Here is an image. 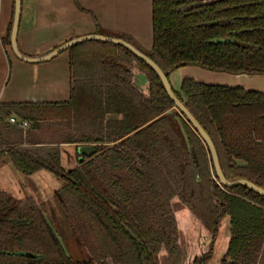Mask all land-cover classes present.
Returning a JSON list of instances; mask_svg holds the SVG:
<instances>
[{
	"label": "trees",
	"instance_id": "1",
	"mask_svg": "<svg viewBox=\"0 0 264 264\" xmlns=\"http://www.w3.org/2000/svg\"><path fill=\"white\" fill-rule=\"evenodd\" d=\"M151 12L147 54L167 75L185 65L264 74V0H151ZM12 15L13 6L5 46ZM67 50L68 100L0 103V157L23 175L44 169L62 179L54 193L81 258L70 256L32 196L0 190V264H158L162 249L167 264H180L173 197L211 234L203 264L226 215L230 237L220 264H264V196L218 184L205 144L155 72L113 43L87 40ZM133 63L148 96L132 84ZM174 93L211 137L224 176L264 188V92L186 77ZM42 124L50 137L33 142L28 129ZM62 144L96 151L65 170Z\"/></svg>",
	"mask_w": 264,
	"mask_h": 264
},
{
	"label": "crops",
	"instance_id": "2",
	"mask_svg": "<svg viewBox=\"0 0 264 264\" xmlns=\"http://www.w3.org/2000/svg\"><path fill=\"white\" fill-rule=\"evenodd\" d=\"M77 2L81 8L93 14L96 20L89 13L80 10L73 0H21L16 35L19 51L25 56H42L72 37L91 33L95 28L94 21L105 30L126 34L134 38L143 48H150L151 0H77ZM12 6L13 0H0V39L7 34ZM133 75L135 84L141 91H145L147 84L144 76L136 69H133ZM186 77L209 84L264 92V74L211 71L191 65L178 67L168 76L172 88L177 92H180L181 81ZM69 91L68 50H63L45 61L27 62L15 56L10 46H5L0 41V103L66 101L69 98ZM38 128L47 127L42 124ZM50 130L47 128L45 131L50 133ZM38 133L40 132L37 128L28 129L29 138L33 142L43 141L39 139ZM66 148L71 150V156L69 154L68 156L78 162L79 155L75 145L62 144L61 164ZM45 173L49 171L43 169L25 176L14 169L6 156H2L0 157V190L18 198L19 188L23 193L29 192L34 199L38 195L48 196L49 191L46 190L49 187L41 185L40 181L60 179L55 175L52 178L51 172ZM23 177L31 181L27 190L26 186L23 187L21 184ZM58 180L55 185L58 184ZM61 185L62 183L56 188ZM35 201L40 206L39 201ZM160 254L159 257L162 256V252ZM166 260V256L163 255V262L166 263Z\"/></svg>",
	"mask_w": 264,
	"mask_h": 264
},
{
	"label": "water",
	"instance_id": "3",
	"mask_svg": "<svg viewBox=\"0 0 264 264\" xmlns=\"http://www.w3.org/2000/svg\"><path fill=\"white\" fill-rule=\"evenodd\" d=\"M20 1L21 0H13V15H12V23H11V29L9 32V46L11 49V52L17 56L18 58L25 60L27 62H40V61H45L50 59L51 57H53L54 55L62 52L63 50H67L68 47L83 42V41H87V40H98L101 42H108V43H113L116 45H120L123 46L124 48H126L127 50H129L132 54H134L136 57H138L139 59H141L143 62H145L157 75V77L159 78L161 85L163 86L165 92L167 93V95L169 96V98L171 99V101L174 104L173 109H176L177 111L180 112V114L182 116H184V118L186 119V121L191 124L193 130L198 134V136L200 137V139L202 140V142L205 144L206 149L208 151V154L210 155V159L212 162V166H213V170L215 173V177L218 180V184H222L224 186H236V185H243L251 190H253L254 192L264 196V188L256 185L255 183L251 182L250 180L247 179H243V178H237V179H227L220 167L219 164V160H218V155H217V151L216 148L214 146V143L211 139V137L208 135V133L203 129V127L199 124V122L195 119V117L191 114V112L187 109V107L185 106L184 102L181 101L174 93V90L169 82V72L168 75L166 73H164L160 67L148 56L147 53H149L151 51L152 48V41H151V45L149 49H145L142 46H140L135 40L134 38L131 37L132 42L127 41L126 39L120 37V36H128L126 34L123 33H115V32H111L109 30H105L103 29L105 32L104 33H99L97 31V25L98 23L96 21H94V25L95 28L91 33L88 34H83L80 36H76V37H72L69 40L63 42L62 44L58 45L57 47H55L54 49H52L51 51H49L48 53L42 55V56H36V57H31V56H25L24 54H22L17 46V40H16V35H17V29H18V23H19V18H20ZM152 15V12H151ZM152 22V19H151ZM108 33H107V32ZM110 33V34H109ZM115 34V35H120V36H114L111 35ZM133 69H136L138 72H140L146 81L147 87L145 91H141L138 86L135 84V82L133 81ZM131 73H132V84L144 95V96H148L149 95V86H148V81L145 77V75L139 70L138 66L136 64L133 63L132 67H131ZM168 112H172V110H168ZM181 131H182V127ZM183 132V131H182ZM183 136L186 140V135L185 133H183ZM96 151L95 145L93 144H82V145H78L76 147V152L79 155V161L82 160L83 156L89 157L91 155H93ZM177 199L179 201L178 204H175L174 200ZM175 204V205H174ZM170 205L172 208V212L174 214L175 220H176V224H177V232H178V243L182 248V258H181V262L180 264H189V259L192 258L193 259H197V261L191 264H203L204 262V256H205V252L206 250L208 251V247H209V243L211 240V234L209 233V231L204 227V225L202 224V222L190 211V209L183 204L177 197H173L170 201ZM227 221V223L225 222ZM223 229V238H224V251L220 257L219 263L221 262V259L224 255V253L226 252L227 246H228V242H229V237H230V218L229 216H224L219 224H218V228H217V234L215 237V240L218 239L219 237V231L221 229V227ZM179 227V228H178ZM196 229L197 231V235L203 236V243L202 245L206 246L205 251L201 250V248H199L198 243L196 244L195 242H193L195 240L194 236V230ZM226 229V231H225ZM179 231L180 232V237H179ZM190 234H193L190 236ZM226 234V235H225ZM179 238H180V242H179ZM214 240V242H215ZM197 242V240H196ZM214 242H213V247L212 250L214 252ZM207 244V245H206ZM190 250V251H189ZM199 250V255H195V251L198 252ZM164 251L166 253V251L164 249H162L160 251V253ZM159 253V255H160ZM166 258H167V254H166ZM210 259V258H209ZM158 264H167V260L166 263L163 262L162 258H158ZM206 264H210V260L206 261Z\"/></svg>",
	"mask_w": 264,
	"mask_h": 264
},
{
	"label": "rangeland",
	"instance_id": "4",
	"mask_svg": "<svg viewBox=\"0 0 264 264\" xmlns=\"http://www.w3.org/2000/svg\"><path fill=\"white\" fill-rule=\"evenodd\" d=\"M185 66H191V65H185ZM37 129H39V132H40V133H38L39 139L43 140V139H48L50 137L49 132L45 131V130H47V128L41 129V128L37 127ZM31 130H33V129H31ZM68 154L71 156L70 148L69 149L66 148L64 151V154H63V161H62L63 165L62 166L65 170L71 169L77 163V161L73 160L71 157H69ZM49 173H45V174H49ZM52 174L53 173H51L50 176L52 178H54V174L53 175ZM47 176H49V175H47ZM53 180L54 181H52L51 179L40 181L41 185H43V186L46 185L49 187L46 190V191H49V195L45 196V197H43L42 195L35 196L36 197L35 200L39 201L40 206H41L42 210L44 211L45 217L47 218L50 226L56 232V234L58 235L59 239L62 241L64 247L66 248V250L70 254V256L75 260L80 259L81 253H80V251H78V249H77V247H76V245H75V243L71 237L70 227H69V225H68V223L64 217L63 211H62V209H61V207H60V205H59V203L55 197V193H54L55 190L57 189L56 186L60 185L62 183V179L58 180L56 178ZM57 180H58V184L55 185ZM30 183H31V181H28V179H26L24 177L22 178L21 184L23 187L26 186V190L29 188ZM26 195H29V192L23 193V190H21L20 188L18 189L19 198H23ZM16 196H17V193H16ZM174 200H177V199H174ZM176 203L180 204L178 200L175 201V204ZM225 231H226V229H225ZM193 234H194L193 237L195 238V240L193 242H195L196 244L198 243L199 248H201V250L205 251L206 246L202 245V243L204 242L203 236L199 237L197 235L196 229L194 230ZM193 234H190V236ZM224 238H225V236H224ZM224 238H223V229L221 227V229L219 231V237L214 242V252L212 250L210 257H209L210 259H208V260H210V264H218L219 263L220 257L224 251ZM196 240H197V242H196ZM206 252H207V250H206ZM199 253H200L199 250H198V252L195 251V255L198 256ZM163 255L166 256V253L164 251H162V256H160V258H162V260H163ZM196 261H197V259H193V261H192V258H190L188 262H189V264H191L193 262L195 263ZM160 264H161V262H160Z\"/></svg>",
	"mask_w": 264,
	"mask_h": 264
},
{
	"label": "built area",
	"instance_id": "5",
	"mask_svg": "<svg viewBox=\"0 0 264 264\" xmlns=\"http://www.w3.org/2000/svg\"><path fill=\"white\" fill-rule=\"evenodd\" d=\"M8 121L10 123H17L21 128H26L28 126V122L25 120H19L18 118L14 117V116H10L8 118Z\"/></svg>",
	"mask_w": 264,
	"mask_h": 264
},
{
	"label": "flooded vegetation",
	"instance_id": "6",
	"mask_svg": "<svg viewBox=\"0 0 264 264\" xmlns=\"http://www.w3.org/2000/svg\"><path fill=\"white\" fill-rule=\"evenodd\" d=\"M201 82V81H200ZM179 112V111H178ZM180 113V112H179ZM184 117V116H183ZM191 125V124H190ZM209 157H210V155H209ZM211 160V159H210ZM181 247V246H180ZM182 249V248H181Z\"/></svg>",
	"mask_w": 264,
	"mask_h": 264
}]
</instances>
